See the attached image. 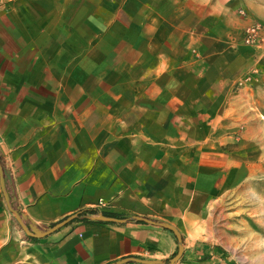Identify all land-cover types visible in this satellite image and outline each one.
<instances>
[{"label": "crops", "instance_id": "crops-1", "mask_svg": "<svg viewBox=\"0 0 264 264\" xmlns=\"http://www.w3.org/2000/svg\"><path fill=\"white\" fill-rule=\"evenodd\" d=\"M193 4L0 3V161L26 224L142 216L180 230L176 264H235L193 230L233 194L256 193L264 222V0ZM256 22L260 41L244 43ZM177 249L146 222L75 219L29 236L0 175V264L168 262Z\"/></svg>", "mask_w": 264, "mask_h": 264}, {"label": "rangeland", "instance_id": "rangeland-1", "mask_svg": "<svg viewBox=\"0 0 264 264\" xmlns=\"http://www.w3.org/2000/svg\"><path fill=\"white\" fill-rule=\"evenodd\" d=\"M3 1L0 0V3ZM188 1L190 8L195 6L194 0H175L176 8L179 11L187 9ZM239 11L243 13L241 9ZM253 194H233L216 208H211L206 213L205 221L194 226V238L221 244L225 254L235 264H264L261 198L256 193Z\"/></svg>", "mask_w": 264, "mask_h": 264}, {"label": "water", "instance_id": "water-1", "mask_svg": "<svg viewBox=\"0 0 264 264\" xmlns=\"http://www.w3.org/2000/svg\"><path fill=\"white\" fill-rule=\"evenodd\" d=\"M0 175H1V185H2V188L4 191V195H5V199L7 201L8 207H9L10 211H12L14 213L15 218H16L17 222L19 223L21 229L23 231H25V233L29 236H32L35 238H42L44 236H47V235H50V234L56 232L58 229H60L61 227L65 226L67 223H69L75 219L90 218L92 220L114 221V222H128V221L146 222L149 224L162 226L166 229L171 230L177 238L178 249H177L176 254L171 259H169L168 262H165L162 260H147V259H138L137 258L136 260L138 262H141L144 264H176L177 261L184 254L183 236H182L180 230L176 226H174L168 222L156 221V220H152V219L142 217V216H131L129 218H117V217L109 216V215L102 213V212H99V213L92 215V216H88L85 212L79 211V212H76L74 214L67 216L65 219L61 220L60 222H58V223H56V224H54V225H52L46 229H43L34 223L26 224L24 221L25 215L20 213L17 209L13 208V206L11 204V198H10L9 193L7 192V189H6V184L9 181L10 176L8 174V171L1 164V161H0ZM130 260H133V259L132 258L123 259V260H120V261H117V262L111 263V264H123V263L130 261Z\"/></svg>", "mask_w": 264, "mask_h": 264}, {"label": "built area", "instance_id": "built-area-1", "mask_svg": "<svg viewBox=\"0 0 264 264\" xmlns=\"http://www.w3.org/2000/svg\"><path fill=\"white\" fill-rule=\"evenodd\" d=\"M243 41L246 44H256L260 41V25L259 23H253L247 26L243 31ZM103 206V202H99L97 208Z\"/></svg>", "mask_w": 264, "mask_h": 264}]
</instances>
